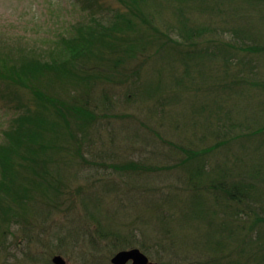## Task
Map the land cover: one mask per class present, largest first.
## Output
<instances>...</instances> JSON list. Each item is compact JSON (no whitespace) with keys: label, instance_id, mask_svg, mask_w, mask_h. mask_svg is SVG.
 <instances>
[{"label":"rangeland","instance_id":"rangeland-1","mask_svg":"<svg viewBox=\"0 0 264 264\" xmlns=\"http://www.w3.org/2000/svg\"><path fill=\"white\" fill-rule=\"evenodd\" d=\"M148 4L155 30L131 14L122 30L139 43L125 70L112 77L110 61L72 63L66 82L52 84L49 94L72 114L62 133L54 116L27 126L33 95L0 82V148L18 128L23 141L39 132L56 146L48 165L63 181L1 221L0 264H53L56 254L67 264H111L133 248L156 264H264V53L247 47L264 46V0ZM123 14L116 0H0V62H48L68 44L86 46L96 24L105 34L125 25ZM184 24L201 31L202 51L181 63L178 52L190 49L170 39ZM84 70L112 78L87 82ZM81 106L92 115L78 121L72 109ZM31 165L39 176L42 164ZM6 183L4 199L16 186ZM235 185L261 203L227 200Z\"/></svg>","mask_w":264,"mask_h":264},{"label":"trees","instance_id":"trees-1","mask_svg":"<svg viewBox=\"0 0 264 264\" xmlns=\"http://www.w3.org/2000/svg\"><path fill=\"white\" fill-rule=\"evenodd\" d=\"M119 5L123 8L125 14L121 17V21L125 25H114L110 29L109 34L102 33V26L96 24L92 28V32L89 33V41L86 46H82L80 42L72 43L67 45V51L69 49V58L64 56L66 50L64 47L61 48L60 56L59 54L56 57H53L51 54V60L46 62H40L39 60H29L26 61L24 58L14 60V64L11 63L6 65L4 59L0 62V82L7 85L11 88H23L24 90L29 91L33 96L31 103H34V108H29L27 116L24 117L25 120L30 121L27 123V126L39 125V123L48 118L50 120L51 116L58 118L57 131L62 133V129L68 128L70 126V121L68 116L71 117V113L68 111V106L66 103L58 101L56 98L52 97L49 94V89L52 84L66 82L63 81L65 75L66 78H69L73 71V65L81 64V67L87 62V65L92 64L94 60L99 61L100 64L107 63L110 61L112 63L111 69L109 70L110 75L114 77L113 74H117L125 70L124 66H127L125 63L126 59H129L130 56L133 57L137 50L138 37L136 34L125 33L122 30L130 28L133 24L132 20L128 19V14H131L135 19L140 20L144 25H151L149 20L146 18V13H149L151 6L148 4V0H116ZM180 1V0H178ZM183 2V1H181ZM146 10V12H145ZM132 17V18H133ZM120 21V20H119ZM151 30H155L154 27L150 26ZM95 34L97 36L95 37ZM94 37H92V36ZM201 31L195 28H190L188 25L184 24L183 28L180 30V33L175 35L174 39H170L174 44L173 47H182L189 48L187 51H179L178 55L180 56L181 63L185 62L186 56L188 54L195 55L196 53L200 54L202 49L200 48L199 42L196 38L199 39ZM75 41V40H74ZM143 47V46H142ZM250 49H253L254 52L259 51L264 53V46L259 48H254L252 46H247ZM124 55V58L117 56L116 59L111 58L121 53ZM130 54V56H129ZM90 55V59L86 56ZM59 56V57H58ZM135 58V57H134ZM73 63V65H72ZM188 66V63H184ZM123 66V67H121ZM120 69V71H119ZM84 81H91L98 79L97 74L86 73L89 71H82ZM108 72V73H109ZM107 72L100 73V78L104 80H109L112 77ZM193 76L189 77V79ZM29 106H31L29 104ZM69 109H71L69 107ZM75 111L73 114L78 121L82 120V116L88 119L92 114L85 106L76 107L72 109ZM87 121V120H85ZM47 123V120H46ZM31 124V126H30ZM19 127H22L19 125ZM45 131V129H42ZM21 130L18 128L16 133L10 132L8 146L0 148V184L4 185V181L7 182L6 185H10V181H15L16 186L9 190V187L3 190V194L6 197L5 199L0 196V201L4 203L0 206V223L1 221H9L10 215L18 209H23L24 213L27 210L25 207L24 199H32L31 194L46 192V190L57 191L58 186L63 183L62 175L58 169L54 168V171L50 169V154L49 150H54L56 146L46 144L42 141V135L39 132H33L28 134L25 132L27 137H24L22 140ZM72 136V135H71ZM60 141V139H58ZM21 147L24 149L22 150ZM25 150L27 151L26 153ZM14 156H13V155ZM46 156V158H45ZM25 160L23 163H17V160ZM31 161V162H30ZM32 163H41V175H33L34 172L32 169ZM20 167H23V170H20ZM36 173V172H35ZM3 178V179H2ZM2 179V180H1ZM2 181V182H1ZM25 182H29V186L25 185ZM47 183V187L44 185ZM43 187V188H42ZM243 187V186H242ZM233 187L229 195L226 197L227 200H236L239 204H246L248 206L257 205L256 202L261 203L262 199L257 198L252 194L250 187L243 188ZM4 187L0 186V190ZM52 195L53 192H52ZM248 196V197H247ZM256 199V201L253 198ZM27 206V205H26ZM242 212L238 213L240 216ZM264 214V212H263ZM259 218H256V221ZM262 220V219H261ZM1 224L0 235L6 234V227ZM260 224L259 222H257ZM264 223V219L262 220ZM257 237L264 239V231L261 234H257ZM2 240V239H1Z\"/></svg>","mask_w":264,"mask_h":264},{"label":"water","instance_id":"water-1","mask_svg":"<svg viewBox=\"0 0 264 264\" xmlns=\"http://www.w3.org/2000/svg\"><path fill=\"white\" fill-rule=\"evenodd\" d=\"M53 264H67L66 261L59 255L52 258ZM111 264H156L139 249L133 248L117 252L111 258Z\"/></svg>","mask_w":264,"mask_h":264},{"label":"flooded vegetation","instance_id":"flooded-vegetation-1","mask_svg":"<svg viewBox=\"0 0 264 264\" xmlns=\"http://www.w3.org/2000/svg\"><path fill=\"white\" fill-rule=\"evenodd\" d=\"M57 255L61 256L60 254H56V255H54V256H57ZM54 256H53V257H54ZM53 257H52V258H53ZM61 257H62V256H61ZM62 258H63V257H62ZM63 259H64V258H63ZM64 260H65V259H64ZM51 261H52V259H51ZM65 261H66V260H65ZM52 263H53V262H52Z\"/></svg>","mask_w":264,"mask_h":264}]
</instances>
